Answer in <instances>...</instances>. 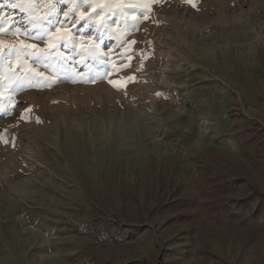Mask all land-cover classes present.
I'll list each match as a JSON object with an SVG mask.
<instances>
[{
    "label": "rangeland",
    "instance_id": "374dc122",
    "mask_svg": "<svg viewBox=\"0 0 264 264\" xmlns=\"http://www.w3.org/2000/svg\"><path fill=\"white\" fill-rule=\"evenodd\" d=\"M116 2L60 4L59 19L100 12L98 28ZM119 3L141 7L100 43L95 29L76 36L49 67L0 49V264H264V159L243 137L264 129V0ZM0 5L13 53L48 50L22 34L26 13ZM28 69L43 74L39 85L13 92ZM215 150L233 155L216 168L247 173L260 192L231 203L229 221L201 206ZM156 167L198 195L196 216L143 208L141 186L132 198L138 174ZM249 185L231 197L251 195Z\"/></svg>",
    "mask_w": 264,
    "mask_h": 264
},
{
    "label": "trees",
    "instance_id": "16d2710c",
    "mask_svg": "<svg viewBox=\"0 0 264 264\" xmlns=\"http://www.w3.org/2000/svg\"><path fill=\"white\" fill-rule=\"evenodd\" d=\"M243 137L250 144V147L264 159V129L257 125H250L244 132ZM211 155L210 159L213 160V163L209 167L202 166L203 179L206 185L204 183L200 185L201 206L214 220L229 221L239 216V213L231 210V203L240 206L244 205L248 199L260 194V192L251 182L249 179L250 175L247 173H234L236 177L230 179L229 176H226L227 173L231 174L229 168L224 170L216 168V166L223 165L226 162L225 160L228 159L227 157L230 158L232 154L215 150L212 151ZM172 171L173 169L168 167H156L145 178L138 174L134 187L131 188L132 198L137 200L141 186L146 191L143 208H152L151 212L159 213L170 210L175 212L180 218L190 219L198 213L195 210L199 202L198 195L191 193L181 179H176L175 173ZM205 172L208 173L206 177H204ZM247 182L253 190L251 195H247L244 198L231 197V193L237 190L239 184L244 188ZM149 200H154L155 203L149 206L147 203Z\"/></svg>",
    "mask_w": 264,
    "mask_h": 264
},
{
    "label": "snow or ice",
    "instance_id": "6c2138e0",
    "mask_svg": "<svg viewBox=\"0 0 264 264\" xmlns=\"http://www.w3.org/2000/svg\"><path fill=\"white\" fill-rule=\"evenodd\" d=\"M86 4L88 6L92 5V0H53L50 4H45L44 0H5V3L8 4V7L19 9L21 12L26 13L28 17V23L23 26L24 31L22 34L26 35L30 39H36L41 42L47 43L48 50L43 48H38L36 45L29 44L25 45L22 49H17L15 53L11 51V45H6L3 40H0V49L8 47L10 49L9 55L15 54L17 57L23 56L31 59L34 64H40L45 67L51 66V63L55 57V53L61 51V49H74L78 41L75 39L76 36L92 34V29H95L97 35V42H102L103 35L106 32H110L111 28L118 23H124L125 17L127 16V8H136L141 7L139 4H129L124 5L119 3V0L115 3L117 11H109L108 17L105 19L103 24L98 28L96 27V19L101 15L100 12L95 13L94 15L82 17L80 22H77L74 18L69 17L67 21L59 19L60 16L64 15L63 10L58 8V5H76L80 3ZM96 7L102 8L100 4H96ZM3 5H0L2 8ZM113 7L112 4L109 5V9ZM45 9V15L40 17L37 16V12L41 9ZM119 17V20H116V17ZM71 23L75 25L80 23V27L74 33H61L59 31L60 26ZM6 21L0 18V33L4 32ZM87 30V31H86ZM19 28L10 30L7 34L12 35L16 32H19ZM71 37V38H70ZM29 49H32L29 51ZM79 55V54H78ZM26 61L22 62L21 69L24 68ZM34 70L28 69V74L24 76H17V83L13 88V92H16L18 89L22 90L26 86H37L40 81L38 77L42 76V73L32 74ZM0 79H3L0 75ZM72 82H75L74 79ZM46 86V85H45ZM3 87V85H0Z\"/></svg>",
    "mask_w": 264,
    "mask_h": 264
},
{
    "label": "bare ground",
    "instance_id": "6f19581e",
    "mask_svg": "<svg viewBox=\"0 0 264 264\" xmlns=\"http://www.w3.org/2000/svg\"><path fill=\"white\" fill-rule=\"evenodd\" d=\"M32 155V154H31ZM32 157V156H31ZM127 168V167H126Z\"/></svg>",
    "mask_w": 264,
    "mask_h": 264
}]
</instances>
